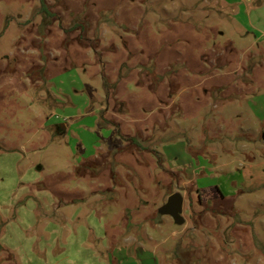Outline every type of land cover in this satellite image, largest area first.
I'll return each mask as SVG.
<instances>
[{
	"label": "rangeland",
	"instance_id": "374dc122",
	"mask_svg": "<svg viewBox=\"0 0 264 264\" xmlns=\"http://www.w3.org/2000/svg\"><path fill=\"white\" fill-rule=\"evenodd\" d=\"M44 2L0 0V264H264V0Z\"/></svg>",
	"mask_w": 264,
	"mask_h": 264
},
{
	"label": "water",
	"instance_id": "95a60500",
	"mask_svg": "<svg viewBox=\"0 0 264 264\" xmlns=\"http://www.w3.org/2000/svg\"><path fill=\"white\" fill-rule=\"evenodd\" d=\"M60 126L62 129L66 128L64 123H62ZM183 204H184V196L182 192L176 191L169 196L166 204H164L160 208V212L170 214L177 222L181 223L183 222V217H182Z\"/></svg>",
	"mask_w": 264,
	"mask_h": 264
},
{
	"label": "crops",
	"instance_id": "0c3cea01",
	"mask_svg": "<svg viewBox=\"0 0 264 264\" xmlns=\"http://www.w3.org/2000/svg\"><path fill=\"white\" fill-rule=\"evenodd\" d=\"M255 1V0H254ZM139 256V257H138ZM137 257L136 256H132V258L134 259V260H138V259H143L142 258V256H141V254H139Z\"/></svg>",
	"mask_w": 264,
	"mask_h": 264
},
{
	"label": "trees",
	"instance_id": "16d2710c",
	"mask_svg": "<svg viewBox=\"0 0 264 264\" xmlns=\"http://www.w3.org/2000/svg\"><path fill=\"white\" fill-rule=\"evenodd\" d=\"M42 2H43V3H42L43 8L47 9L46 6H45V2H44V0H42Z\"/></svg>",
	"mask_w": 264,
	"mask_h": 264
}]
</instances>
